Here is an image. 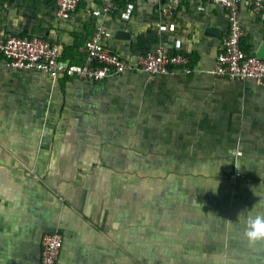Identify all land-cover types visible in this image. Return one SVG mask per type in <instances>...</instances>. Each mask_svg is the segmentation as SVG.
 <instances>
[{
	"label": "crops",
	"instance_id": "1",
	"mask_svg": "<svg viewBox=\"0 0 264 264\" xmlns=\"http://www.w3.org/2000/svg\"><path fill=\"white\" fill-rule=\"evenodd\" d=\"M0 0V34L57 42L81 63L98 24L134 66L157 47L193 71L130 69L104 80L11 69L0 62V264H42L59 230L56 264H264V81L212 73L227 10L189 0ZM242 49H264V11L240 6ZM257 218L260 223H254Z\"/></svg>",
	"mask_w": 264,
	"mask_h": 264
},
{
	"label": "built area",
	"instance_id": "2",
	"mask_svg": "<svg viewBox=\"0 0 264 264\" xmlns=\"http://www.w3.org/2000/svg\"><path fill=\"white\" fill-rule=\"evenodd\" d=\"M81 0H56L57 15L68 18L75 12ZM95 16L111 13L119 1L132 7L137 0H101ZM161 1V0H160ZM165 12L171 14L180 4L189 0H166ZM223 6L228 13L229 30L224 38L223 48L217 56L212 73L217 77L231 80L254 78L264 81V58L247 54L241 46L245 35L241 20L240 6L243 0H207ZM254 11H264V0H247ZM112 36L102 24L95 27L94 33L85 42V56L81 63L66 62L62 59V49L57 42L39 35L8 36L0 34V62L11 69H31L48 72L53 78L69 75L82 80L100 81L112 75H121L130 69L141 70L149 75L174 72L177 68L183 73L193 71L189 57L181 52L168 53L157 47L141 54L134 66L127 58L113 51L106 41ZM63 247V236L59 230L45 234L42 238V264H56Z\"/></svg>",
	"mask_w": 264,
	"mask_h": 264
},
{
	"label": "clouds",
	"instance_id": "3",
	"mask_svg": "<svg viewBox=\"0 0 264 264\" xmlns=\"http://www.w3.org/2000/svg\"><path fill=\"white\" fill-rule=\"evenodd\" d=\"M254 223L259 224L260 219L257 218V220ZM245 235H246L247 239L249 240V242H254L256 240L264 239V229H262V230L249 229L246 231Z\"/></svg>",
	"mask_w": 264,
	"mask_h": 264
},
{
	"label": "water",
	"instance_id": "4",
	"mask_svg": "<svg viewBox=\"0 0 264 264\" xmlns=\"http://www.w3.org/2000/svg\"><path fill=\"white\" fill-rule=\"evenodd\" d=\"M258 56L263 57L264 58V49L261 51V53L258 54Z\"/></svg>",
	"mask_w": 264,
	"mask_h": 264
}]
</instances>
